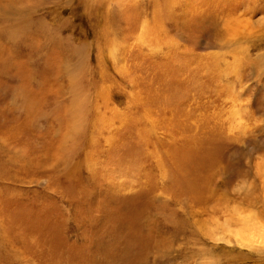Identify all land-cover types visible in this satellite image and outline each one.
Returning a JSON list of instances; mask_svg holds the SVG:
<instances>
[{
    "label": "rangeland",
    "instance_id": "rangeland-1",
    "mask_svg": "<svg viewBox=\"0 0 264 264\" xmlns=\"http://www.w3.org/2000/svg\"><path fill=\"white\" fill-rule=\"evenodd\" d=\"M0 264H264V0H0Z\"/></svg>",
    "mask_w": 264,
    "mask_h": 264
}]
</instances>
